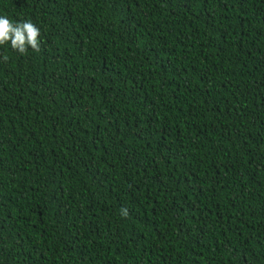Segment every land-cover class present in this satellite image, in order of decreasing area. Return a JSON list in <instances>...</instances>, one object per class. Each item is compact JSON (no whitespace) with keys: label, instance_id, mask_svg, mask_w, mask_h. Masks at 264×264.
I'll return each mask as SVG.
<instances>
[{"label":"trees","instance_id":"trees-1","mask_svg":"<svg viewBox=\"0 0 264 264\" xmlns=\"http://www.w3.org/2000/svg\"><path fill=\"white\" fill-rule=\"evenodd\" d=\"M0 16V264H264V0Z\"/></svg>","mask_w":264,"mask_h":264},{"label":"clouds","instance_id":"clouds-1","mask_svg":"<svg viewBox=\"0 0 264 264\" xmlns=\"http://www.w3.org/2000/svg\"><path fill=\"white\" fill-rule=\"evenodd\" d=\"M40 29L31 21L13 23L5 16H0V45L10 43L12 49L24 54L31 48L34 52L40 51ZM7 61L8 57H3ZM127 215V209L122 210Z\"/></svg>","mask_w":264,"mask_h":264}]
</instances>
